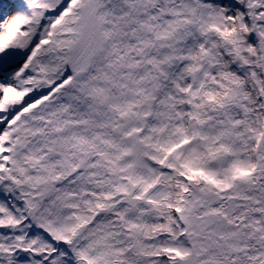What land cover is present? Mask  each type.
<instances>
[{
    "label": "snow or ice",
    "instance_id": "1",
    "mask_svg": "<svg viewBox=\"0 0 264 264\" xmlns=\"http://www.w3.org/2000/svg\"><path fill=\"white\" fill-rule=\"evenodd\" d=\"M0 264H264V0H0Z\"/></svg>",
    "mask_w": 264,
    "mask_h": 264
}]
</instances>
